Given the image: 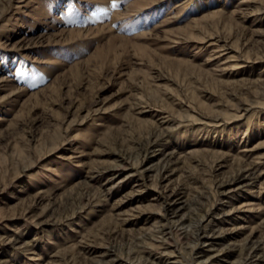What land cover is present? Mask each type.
I'll return each instance as SVG.
<instances>
[{"label": "rangeland", "instance_id": "obj_1", "mask_svg": "<svg viewBox=\"0 0 264 264\" xmlns=\"http://www.w3.org/2000/svg\"><path fill=\"white\" fill-rule=\"evenodd\" d=\"M0 264H264V0H0Z\"/></svg>", "mask_w": 264, "mask_h": 264}]
</instances>
